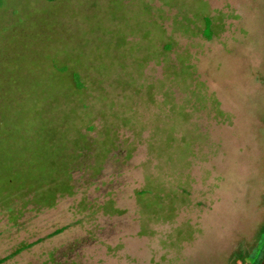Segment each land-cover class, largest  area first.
<instances>
[{
  "label": "rangeland",
  "instance_id": "obj_1",
  "mask_svg": "<svg viewBox=\"0 0 264 264\" xmlns=\"http://www.w3.org/2000/svg\"><path fill=\"white\" fill-rule=\"evenodd\" d=\"M0 9V92L37 100L47 84L66 103L67 81L46 77L57 60L71 63L86 90L63 108L76 116L71 137H87L73 194L52 207L0 203V258L32 244L2 264L259 263L264 0H11Z\"/></svg>",
  "mask_w": 264,
  "mask_h": 264
},
{
  "label": "trees",
  "instance_id": "obj_2",
  "mask_svg": "<svg viewBox=\"0 0 264 264\" xmlns=\"http://www.w3.org/2000/svg\"><path fill=\"white\" fill-rule=\"evenodd\" d=\"M2 4L0 2V6ZM205 31L212 38L210 21L206 22ZM164 49L171 50L172 44H165ZM70 59L72 61V57ZM78 65L83 66L82 63ZM56 66L59 68L57 75H48L46 80L59 78L67 81L63 88L69 105L74 102L75 93L86 90L85 81L80 70L73 68L71 63L57 60ZM1 74L2 70L0 81ZM46 85L37 100L32 94L23 99L14 92L11 93L15 94L13 96L0 92V203L11 211L14 208L12 204L17 201L23 200L24 208L30 202L52 207L60 195L74 193L71 168L78 160V151L84 149L81 146H84L87 137L85 133L71 137V124L76 126V116L74 121L72 110L67 105L63 108L66 103L60 93ZM14 86L18 85L14 83ZM23 100L26 101L24 104ZM14 211L18 213L21 209ZM63 230L64 227L58 228L51 235ZM30 245L24 244L1 257L0 264Z\"/></svg>",
  "mask_w": 264,
  "mask_h": 264
},
{
  "label": "flooded vegetation",
  "instance_id": "obj_3",
  "mask_svg": "<svg viewBox=\"0 0 264 264\" xmlns=\"http://www.w3.org/2000/svg\"><path fill=\"white\" fill-rule=\"evenodd\" d=\"M10 1H11V0H0V2H2L3 4L5 3L6 5H9ZM47 1L51 2V1H55V0H47ZM14 3H15V2H14ZM32 3H33V2H32ZM3 4H2V5H3ZM0 11H1V9H0ZM6 13H7V11H4V12L2 13V16H5ZM263 258H264V256H263ZM263 258H262V259H263ZM260 263H261V262H260Z\"/></svg>",
  "mask_w": 264,
  "mask_h": 264
},
{
  "label": "water",
  "instance_id": "obj_4",
  "mask_svg": "<svg viewBox=\"0 0 264 264\" xmlns=\"http://www.w3.org/2000/svg\"><path fill=\"white\" fill-rule=\"evenodd\" d=\"M260 264H264V258L262 259L261 263Z\"/></svg>",
  "mask_w": 264,
  "mask_h": 264
}]
</instances>
